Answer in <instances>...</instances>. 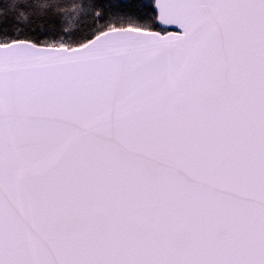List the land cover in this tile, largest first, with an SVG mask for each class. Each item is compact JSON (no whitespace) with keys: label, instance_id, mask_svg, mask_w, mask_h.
Wrapping results in <instances>:
<instances>
[{"label":"snow or ice","instance_id":"6c2138e0","mask_svg":"<svg viewBox=\"0 0 264 264\" xmlns=\"http://www.w3.org/2000/svg\"><path fill=\"white\" fill-rule=\"evenodd\" d=\"M0 264H264V0H0Z\"/></svg>","mask_w":264,"mask_h":264}]
</instances>
